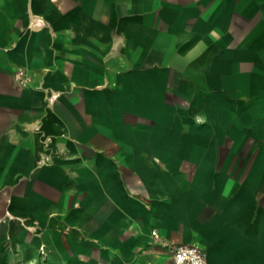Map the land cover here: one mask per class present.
<instances>
[{"label":"crops","instance_id":"1","mask_svg":"<svg viewBox=\"0 0 264 264\" xmlns=\"http://www.w3.org/2000/svg\"><path fill=\"white\" fill-rule=\"evenodd\" d=\"M264 264V0H0V264Z\"/></svg>","mask_w":264,"mask_h":264},{"label":"built area","instance_id":"2","mask_svg":"<svg viewBox=\"0 0 264 264\" xmlns=\"http://www.w3.org/2000/svg\"><path fill=\"white\" fill-rule=\"evenodd\" d=\"M175 264H205L206 253L202 247L194 243H180L170 249Z\"/></svg>","mask_w":264,"mask_h":264}]
</instances>
